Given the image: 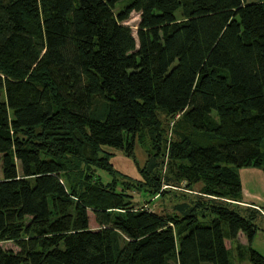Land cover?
I'll list each match as a JSON object with an SVG mask.
<instances>
[{
    "label": "trees",
    "instance_id": "trees-1",
    "mask_svg": "<svg viewBox=\"0 0 264 264\" xmlns=\"http://www.w3.org/2000/svg\"><path fill=\"white\" fill-rule=\"evenodd\" d=\"M188 3L178 23L179 0H0V264H232L234 243L264 264L237 175L264 169V0ZM156 111L201 132L215 113L222 141L172 144L141 179L67 187L60 160L83 161L87 147L98 160L104 147L132 157ZM38 128L35 141L18 137ZM164 198L171 213L146 206ZM17 223L23 241L11 234Z\"/></svg>",
    "mask_w": 264,
    "mask_h": 264
},
{
    "label": "rangeland",
    "instance_id": "rangeland-1",
    "mask_svg": "<svg viewBox=\"0 0 264 264\" xmlns=\"http://www.w3.org/2000/svg\"><path fill=\"white\" fill-rule=\"evenodd\" d=\"M129 0H125V2ZM248 2H256L258 0H247ZM121 4H119L120 6ZM189 11L188 0H179V6L176 11L177 22H183L187 18V13ZM139 22V16L136 13H132L129 17V20L125 22L128 25L134 34H136L137 25ZM4 77L0 75V103L5 102V93H4ZM209 121L212 122L213 128L205 132L195 130L192 125L184 119L182 114L176 115L174 117L167 116L165 113L156 111L154 117L150 118L147 121H144L139 132L136 136L135 147L133 150V156H125L122 150L110 149V148H101L99 156H103L106 159L98 160L96 156L92 155L90 148L87 149L86 159L83 161H78L72 158H66L60 160L64 164L66 172L64 174V182L67 187L74 188L76 194L87 193L89 190L97 191L100 190V182L104 184L112 182H121L124 177L130 179H141L140 175H145V171L149 166L151 159L154 156H157L158 153L163 155L164 153L168 156V151L172 144H180L188 142L190 147H197L199 145H213L222 141L220 137V132L225 129L223 124L219 125L218 117L215 113H212L209 117ZM215 129V130H214ZM40 129L26 130L18 134V137L24 142L29 143L30 141H35L40 134ZM220 131V132H219ZM130 139V138H129ZM170 157V156H168ZM164 166L163 173L168 174V170L171 169L170 165H174L173 162L167 160V157H163ZM93 161H98L101 164L109 163L115 172L112 176L97 169L95 166H91L88 163H93ZM179 163V162H178ZM177 168L175 165L172 166ZM173 171V168H172ZM121 173V174H120ZM168 178L171 180H176V177L168 174ZM202 187V184L194 186V190L197 191ZM103 189V187H102ZM134 197L136 203L135 208H139L145 205L144 198L136 192L131 193ZM108 201L118 202L121 204H126V201L118 199L116 196L108 198ZM148 209L157 213H163L166 208L164 204L159 200H155L153 203L146 205ZM21 224L17 223L15 228L11 230V234L15 235L18 240H25L26 237L22 233L20 227ZM93 226V223H92ZM178 236V232L176 231ZM5 248L13 249L17 251L18 249L14 246L13 243L8 242L4 243Z\"/></svg>",
    "mask_w": 264,
    "mask_h": 264
},
{
    "label": "crops",
    "instance_id": "crops-1",
    "mask_svg": "<svg viewBox=\"0 0 264 264\" xmlns=\"http://www.w3.org/2000/svg\"><path fill=\"white\" fill-rule=\"evenodd\" d=\"M241 193L239 204L242 207L255 209L258 213L257 224L259 230L251 244V248L264 258V169L261 168H242L237 170ZM172 197V196H171ZM164 213H171L174 205L168 198L162 199ZM153 203V202H152ZM240 244L245 245L246 240L241 236L238 239ZM232 264H249L248 255L243 249H239L234 243L230 252Z\"/></svg>",
    "mask_w": 264,
    "mask_h": 264
}]
</instances>
